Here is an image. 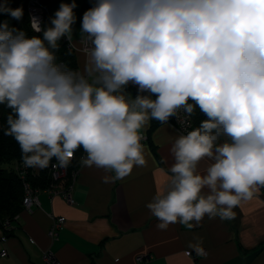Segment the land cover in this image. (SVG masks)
Masks as SVG:
<instances>
[{"label":"clouds","instance_id":"clouds-1","mask_svg":"<svg viewBox=\"0 0 264 264\" xmlns=\"http://www.w3.org/2000/svg\"><path fill=\"white\" fill-rule=\"evenodd\" d=\"M77 6L62 2L47 27L31 16L42 36L0 22L3 132L23 166L66 168L83 149L82 166L122 180L146 166L150 121L199 110L205 119L171 144L168 187L146 207L162 231L234 219L264 188V0H93L80 20L85 61L73 70L56 52L62 40L72 47ZM0 14L20 21L24 10L3 0ZM189 247L204 253L199 241Z\"/></svg>","mask_w":264,"mask_h":264},{"label":"crops","instance_id":"crops-1","mask_svg":"<svg viewBox=\"0 0 264 264\" xmlns=\"http://www.w3.org/2000/svg\"><path fill=\"white\" fill-rule=\"evenodd\" d=\"M62 2L71 0H46L51 18ZM86 2L93 4V0H76L74 43L81 37L80 20ZM9 5L13 8V0ZM76 56L77 69L81 70L85 53L76 52ZM126 91L132 98L138 94L133 85ZM142 134L146 137L142 141L146 166L134 167L122 180L104 183V177L112 173L80 164L71 191L73 204L62 195L42 190L39 203L30 209L23 207L9 228L0 222V264H47V250L60 264H264L262 188L251 201L233 209L232 220L205 216L191 230L179 223L164 231L157 228L159 221L146 205L158 190L168 187L169 169L175 162L170 147L181 133L169 123L152 120ZM207 163L201 161V172ZM64 186L59 184L60 189ZM59 217L65 222L58 236L52 238L49 231L54 218ZM198 241L207 256L191 255L195 251L189 245ZM2 251L7 254L2 256Z\"/></svg>","mask_w":264,"mask_h":264},{"label":"trees","instance_id":"trees-1","mask_svg":"<svg viewBox=\"0 0 264 264\" xmlns=\"http://www.w3.org/2000/svg\"><path fill=\"white\" fill-rule=\"evenodd\" d=\"M46 6V13L42 22V26H49L51 16L48 13V7L46 0H42ZM22 7L24 10L23 19L20 21L11 19L10 26L23 30L29 37L42 36V33H36L31 28L30 13L28 10L27 0H13V8ZM88 9L92 5L86 2L84 8ZM83 16V14H82ZM5 20V19H4ZM2 20V21H4ZM1 21V22H2ZM81 38V37H80ZM79 38V39H80ZM57 63L65 62L68 66L77 69V56L74 50H71L63 40L60 42V48L56 52ZM9 109L0 105V222L4 223L9 221L13 222L17 214H19L24 205L23 199L25 196V182L29 183L31 187L45 190L53 183L50 171L47 169L40 170L37 173L36 169L25 168L21 161V151L16 141L7 135H4L3 129L7 126L6 120L9 114ZM192 127L199 126L201 120L205 119L203 114L196 111L191 116ZM5 164L7 166H5ZM71 171V169H70ZM69 171V174H70ZM25 172V173H23ZM70 175L64 180L63 184L68 185L70 183ZM264 190V188H262Z\"/></svg>","mask_w":264,"mask_h":264},{"label":"built area","instance_id":"built-area-1","mask_svg":"<svg viewBox=\"0 0 264 264\" xmlns=\"http://www.w3.org/2000/svg\"><path fill=\"white\" fill-rule=\"evenodd\" d=\"M28 2V10L30 13V17L35 15L40 18L41 22H43L45 13H46V6L43 3L42 0H27ZM88 10V9H87ZM86 11V10H85ZM84 11V12H85ZM83 12V14H84ZM64 43L68 45V47L71 50H74L75 52H82L84 53L83 49L87 46V42L82 40V37L77 40V43H74L72 41V47L69 46L66 40H63ZM59 63H65V62H59ZM66 64V63H65ZM68 66V65H67ZM70 69L76 70L70 66H68ZM178 117L179 119L172 118L169 121V124H171L173 127H175L181 134H186L192 127V119L191 117H186L183 111L181 110L178 112ZM146 137H144L145 139ZM86 153L83 152V149H80L77 151L74 155V158L72 159L71 163L69 166L66 168H52L51 166L48 168L50 171L51 177L53 179L52 185H50L48 188L45 190L49 191L53 195H62L66 201L70 204L74 203V199L72 198L71 191L74 186L75 178L78 174L79 171V165L81 164V157L85 156ZM52 163H55V158H53ZM76 164V166H75ZM71 169V171H70ZM40 170H37V173ZM70 171V174H69ZM25 173V172H23ZM70 175V183L64 188H59V184L64 182ZM41 191V189L38 188H33L29 183L25 182V196L23 199V205L24 208L30 209L32 205L38 204V193ZM65 222L64 217H59V218H54V222L52 224V227L49 231V235L52 238H56L59 234V228L62 226V224ZM5 225L7 228H9L10 223L7 221L5 222ZM204 253L203 254H197V252L191 253L193 257H205L208 255L207 250L203 249ZM7 254L6 251H2L1 255L5 256ZM45 260L47 264H60L58 260L56 259L55 254L47 250L44 254Z\"/></svg>","mask_w":264,"mask_h":264},{"label":"rangeland","instance_id":"rangeland-1","mask_svg":"<svg viewBox=\"0 0 264 264\" xmlns=\"http://www.w3.org/2000/svg\"><path fill=\"white\" fill-rule=\"evenodd\" d=\"M88 9V7L87 8H84V9H82V14H83V12L85 11V10H87ZM9 16V15H8ZM8 16L6 17V15L4 16L6 19H7V21L9 22V24H10V21H11V17L10 18H8ZM5 18H2V17H0V22L2 21V20H4ZM5 21V20H4ZM5 166H7L6 164H5ZM195 258H197V257H195Z\"/></svg>","mask_w":264,"mask_h":264}]
</instances>
